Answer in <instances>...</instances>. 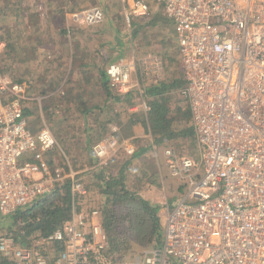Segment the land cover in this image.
<instances>
[{
  "label": "built area",
  "instance_id": "1",
  "mask_svg": "<svg viewBox=\"0 0 264 264\" xmlns=\"http://www.w3.org/2000/svg\"><path fill=\"white\" fill-rule=\"evenodd\" d=\"M152 1L171 19L198 151L194 158L169 144L161 150L168 174L184 185L165 208L161 242L131 260L110 256L98 210H73L26 243L0 233L7 264H264V0ZM121 2L127 25L149 12L147 0ZM105 17L100 6L70 13L80 25ZM134 66L106 65L117 94L131 88ZM25 98L24 86L0 73V221L64 184L73 201L86 193L75 172L48 163L56 139L47 125L29 128ZM141 105L149 110L145 99ZM121 143L115 132L95 142L98 165ZM51 244L59 248L47 254Z\"/></svg>",
  "mask_w": 264,
  "mask_h": 264
},
{
  "label": "rangeland",
  "instance_id": "2",
  "mask_svg": "<svg viewBox=\"0 0 264 264\" xmlns=\"http://www.w3.org/2000/svg\"><path fill=\"white\" fill-rule=\"evenodd\" d=\"M91 1L85 0V4H89ZM103 1L105 2L104 6L112 7L113 11H117L118 8L119 11L122 9L123 5L121 0L112 4V6H110V0ZM147 1L149 3L148 13L153 10L156 11L153 1ZM50 2L51 4H49ZM59 2L60 0H0V73L8 75L13 81H16L14 78L21 79L20 83L24 86L26 96L23 99L26 122L34 134L38 132L42 125H47L52 131L56 139V144L48 151L46 158L51 166L61 167L67 173L71 171L75 172V175L80 178L87 193L79 200L80 204L82 206L84 205L87 209L98 208L99 211H102L101 208L104 205L109 204L108 206L112 210L115 209L118 213L123 211L128 213V217L124 219V223L128 225L127 222L129 219L131 220V214L139 213L140 207H131V205L137 204L130 200L125 204L119 203L115 205L111 201H106V193L103 192V180H98L97 177L102 169L107 177L117 173L122 163L130 157V153L127 154L124 148L132 145V148L128 152H132L131 155H134L137 148L146 146L150 139L147 131L143 127L138 129L140 135L138 137H132L129 141H127L128 139L123 140L119 136H116L123 143L107 159L106 164L103 162L98 165L92 146L101 139H90L87 141L83 128L84 121L92 120L94 116L92 117L91 113H88V115L84 114V111L79 109L78 101L68 102L72 95L67 97V93L71 91H76L73 99H78L80 96H83L84 93L80 92L82 87L87 92L90 91V88L94 89L96 83H98L97 76L91 79V81L90 79L86 81L81 80L79 78L80 76L77 77L75 74L69 73L70 71H75L77 65H73V67L69 65L70 68L68 69L67 58H64H69L66 52H64L63 56H59L56 62L53 63V68H56V71H50L52 67L49 68L50 66H48V50L51 51L52 48H59V45L56 44L57 46L52 47V44H55V40L58 44H63V40L59 38L60 36L53 38L55 37L52 31L53 28H48V5L58 4ZM85 8L88 7L79 8L74 11ZM145 16L132 18L129 25L124 22L123 15L114 24L107 25L101 21L97 23L98 29L94 31L95 36H92V31L83 32L76 30L75 28L81 29L83 26L74 23L69 15L67 27L72 29V33H68L65 30L67 33L65 35L62 34L63 38L66 37L69 40L84 38L89 39L90 42L98 41V43H105L104 40L106 41L108 37L112 41V37H115L120 43H123L121 44L122 49L119 51V58H122V61H134V70L130 75L131 88L128 91H132L135 93L134 95H137V99H135L136 107L130 109L129 105L122 104L118 101L116 103L114 102L116 113L115 115L112 114L118 123L116 122L117 125L111 126L110 133L118 132L121 123L124 127L129 115L146 114L147 110H144L141 105L143 99L146 102L148 100V97L144 95L145 88L150 84L156 83L158 80H163L171 73V70L168 69L170 67H166V57L162 54V48L158 45L160 42L157 40L162 35L166 39L171 37V32L166 27L156 29V27L149 26L145 30H140L137 34L134 33V24L143 23L148 19ZM14 24L16 28L19 27V31L15 33L14 39L15 41L22 40V43L26 44V49H21L18 53L12 55L10 48L7 47V40L5 38L7 35L5 32L11 27L14 29ZM145 44L151 46L148 50L151 52L147 51V53L143 54L142 48L145 47ZM154 44H156V48H159L158 50L154 49ZM49 47L50 49H48ZM91 49L92 47L90 51ZM100 49L103 50L102 47ZM89 54L92 56L94 52L91 51ZM158 60H160V63L157 62ZM173 65L176 68V63H172V68H174ZM178 65L180 66L179 60ZM50 73L52 74L50 78L52 83L48 82V75ZM62 80H65V86L61 87L64 93H60V98L56 95L55 99L52 100L53 106L49 107L51 105L49 104L48 106V95H46L48 93V83L52 88ZM40 89L45 91L43 92ZM3 98L5 97L3 96ZM56 100L58 103H56ZM106 114L108 113L106 112ZM175 143L177 148H175ZM175 143L172 146L176 150L180 149L182 152L194 158L197 155L194 141L184 139ZM161 150L157 147L154 152L152 150L142 152L132 157L131 161L124 168L126 175L124 182L127 189L147 200L150 204L158 205L159 228L150 241L143 239V234L139 237V241H135V239L130 240L128 236L124 237L128 239L130 248L124 250V253H121L123 250L120 252L124 257H118L119 254H116L120 259L131 260L144 250L157 246L159 241L156 240L155 242V237L161 242L165 220V212L162 211L165 210L167 205L170 206L176 203L183 196L184 188L179 180L172 178L168 174L163 157H161ZM150 161L152 163L149 164H152V166H149V170H146L147 163ZM155 176L156 178L154 179ZM137 221L136 215L135 220L132 222L136 224ZM9 222L5 220L0 221V233H9L11 232V228H15L16 224L13 223V220Z\"/></svg>",
  "mask_w": 264,
  "mask_h": 264
},
{
  "label": "trees",
  "instance_id": "3",
  "mask_svg": "<svg viewBox=\"0 0 264 264\" xmlns=\"http://www.w3.org/2000/svg\"><path fill=\"white\" fill-rule=\"evenodd\" d=\"M162 23L172 24L171 19L165 14L162 15L161 13L155 12L143 23L134 24V33L137 34L140 30H145V28L149 26L159 29L162 27ZM13 27L14 29L8 27L9 29L5 32L7 35L5 37L7 40V47L10 48L12 55L18 53L21 49H26V44H23L22 40L15 41L14 35L19 31V27L16 28L15 24ZM170 32L171 37L167 39L162 37L160 39L162 52L166 57V67H171L172 63H176V66L178 65V58L175 56L176 43L174 39L176 37H172V31ZM14 79H16V82H21V79ZM184 84V78L180 73H177L176 75L169 74L163 80H158L156 83L147 86L144 95L148 97L147 103L149 105V110L146 114L139 113L129 115L126 126L123 127L120 124L121 130L130 133L133 127H136V129L143 127L144 130H149L154 135L155 142H159L163 139L171 141L190 139L193 141L195 139V132L193 124H190L191 112L189 102L187 97L180 93ZM106 87L107 92L110 93L109 84ZM134 94V92L129 91L121 95L117 94V97L114 95L112 97L113 102L116 103L118 101L128 105L132 103V100L134 101L137 99V95ZM105 112L108 113V110H105ZM142 151H144V149L140 147L138 153H135L133 156L140 154ZM128 163L129 160L124 161L118 169V172L109 177L105 176L102 169L97 177L98 180H103V192L106 193V201H111L112 204L115 205L119 203L125 204L130 200L137 204L131 205V207H140L139 213L131 214V220L128 218V225L124 223V219L128 217L127 212L123 211L118 213L115 209L112 210V208L108 206L109 204L101 208V224L108 241L107 254L115 257L117 256L116 254H119L118 257H124L120 252L123 250L121 253H124V250L130 248L128 239L124 237L128 236L130 240L135 239V241H139V237L143 234L142 238L150 241L159 228L158 205L150 204L147 200L131 190H128L126 187L124 182L126 177L124 168ZM149 163H152V161L147 163L146 170H149L148 167L152 166V164ZM155 178L156 176L154 179ZM73 204L74 202L69 191V186L65 184L64 186H58L52 192L38 198L32 206L17 210L12 216L5 220L6 222L13 220V223L16 224L15 228H11V232L9 233L14 235L16 240L21 243L29 242L32 237L36 235H46L71 217L74 208ZM136 215L138 221L135 224L132 221L135 220ZM156 240L159 241V239L155 237V242ZM58 248L57 244H51L46 247V252L47 254H51L57 251ZM0 260V264L8 263L6 257L2 254H0Z\"/></svg>",
  "mask_w": 264,
  "mask_h": 264
},
{
  "label": "crops",
  "instance_id": "4",
  "mask_svg": "<svg viewBox=\"0 0 264 264\" xmlns=\"http://www.w3.org/2000/svg\"><path fill=\"white\" fill-rule=\"evenodd\" d=\"M109 2H111L110 6H112V4H114L115 2L117 3L118 0H113V2H112V0H110ZM49 4H51V2ZM95 4H97V5L101 4L100 6L104 9L106 17L103 20V22H105L107 25L112 24V23L114 24V22L119 21V18L121 17V15H123V6H122L121 11H119V8L117 11H113L112 7L104 6L105 2L103 0H92L89 4H85V0H63V1L60 0V2L58 4L54 3L53 5H50V6L48 5V28H50V27L53 28V30L50 29L55 34V37H53V38L60 36L59 37L60 40H63V44L62 43L58 44L57 41L55 40V44H52V47L59 45V48L58 47L55 49L52 48L51 51L48 50V66H50L49 68L52 67V69L50 71H54V70L56 71V68H53V66H54L53 63L56 62V59L59 58V56H63L64 52H66L67 55L69 56V58L68 57H64V58H67L68 69L70 68L69 65H71L72 67H73V65H77V68L75 69V71H70L69 73L75 74V76H77V77L80 76L79 78H81V80L83 79L86 81L88 79H90V81H91V79H94V77H96V76L98 78L97 79L98 83H96L94 89L90 88V91L87 92L82 87L80 92H82L84 94H83V96H80L78 99H73L74 93L76 91H74V92L71 91L70 93H67V97L69 95L70 96L72 95V97L69 98L70 100H68V102L78 101V106L80 107L79 109L84 111V114L88 115V113H91L92 117L94 116L92 120L84 121V124H83L84 133L86 135L87 141H89L90 139L91 140L104 139L106 137V135L108 133H110L111 126L117 125V123H118L117 119L115 117H113V114L115 115V113H116V107H115V103L113 102V98H112L114 95L117 97V92L114 89H112L110 87V85H109V92L110 93L107 92L106 86H108V83H107L108 80H107L106 75H105V67L108 63L114 62V61H117V59H120L119 58L120 57L119 51H121V49H122L121 44H123V43H120V41L115 37H112V41H110L111 39L108 37V39L106 41L104 40L105 43H98V41H95L96 43L94 41L90 42L89 39L87 40L84 38L69 40V39H66V37L63 38L62 34L65 35L67 32L72 33V29H70V27H67L68 26L67 19H68V16L70 15V13L72 11L77 10L79 8L90 7L91 5H95ZM154 7H155L156 11H154V10L150 11V13H148V14H146V16L145 15L144 16L149 18L155 12L161 13L162 15L164 14L162 12L161 7L158 6L156 3H154ZM118 12H120V13L118 14ZM133 18H136V17H133ZM161 25H162V27H166L169 31H172V37L175 38V33L173 30L172 24H163L162 23ZM82 26L83 27H81V29H79V28H75V29L79 30V31H83V32L92 31V36H95L94 31L98 29L97 24L96 25H94V24L93 25H82ZM65 28H67V29H65ZM65 30H67V32ZM126 31H128V30H126ZM162 37L164 38V35L157 38V40H159V42H160V44H158L160 47H161L160 39ZM82 39H84V40H82ZM174 42L176 43L175 56H176V58H178L179 64H180V59H179V54H178V43H177L176 38L174 39ZM144 46L145 47L142 48L143 54L147 53V51L151 48V46H147L146 44ZM91 47H92L91 51L94 52V55H92V56H90V54H89L91 52L90 51ZM100 47H102L103 50L100 49ZM48 49H50V47ZM154 49L155 50L159 49V48H156V44H154ZM148 52H151V51H148ZM74 54H76V55H74ZM162 54H163V52H162ZM120 60H123V59L121 58ZM132 62H134V61H132ZM173 67L174 68H172V67L169 68L171 70L170 74L176 75L177 73H180L183 77L180 66L177 65L175 68V66L173 65ZM76 73H78V74H76ZM51 77H52V74L50 73V75H48V82L52 83V80L50 79ZM64 83H65V80H62L56 86H53L52 88L48 83V91H47L48 93H46V95H48V106H49V104L51 105L49 107L53 106L52 100L55 99L56 95L60 98V93H64L63 89H61V87L65 86ZM41 91L44 92L45 90H41ZM127 92H129V91H127ZM135 102H136L135 100L134 101L132 100V103L128 104L130 109H134L136 107ZM56 103H58L57 100H56ZM105 110H108V114H106ZM127 122L128 121H126L125 124H127ZM190 124L192 125L191 116H190ZM121 125H122V123H121ZM91 134H93V136H91ZM139 135H140V133H139L138 129H136V127H133L131 129L130 133L122 131L121 128L118 132L115 133V136H119L120 139H123V140L128 139L127 141H129L132 137H138ZM147 135H148L150 140L146 146L141 147L142 149H144V151H142V152L150 151V150H152L154 152V150H156L157 147L162 149L164 145L166 146L167 144H169L172 146L173 143L177 142L175 140L171 141V140L162 138L164 141L163 140H161V141H163V142H161V141L157 142L156 141L157 142L156 143L154 141V135L149 130H147ZM194 137H195V133H194ZM193 141L195 142V148H196V153H197L195 158H197L198 157V151H197L196 138ZM152 143L156 145L155 149H152V146H151ZM174 145H175V148H177L176 143ZM172 147H174V146H172ZM131 148H132V145L131 146L128 145V147L124 148V149H126L127 154L130 153V155H129L130 157L127 159L129 161H131L132 157H135V156L131 155L132 152H128ZM138 149L139 148H137L135 153H138ZM176 151L179 153L186 154L185 152H182L180 149H177ZM161 157H162V155H161ZM181 185H182V183H181ZM182 186L184 188V185H182ZM86 194L87 193H85V195ZM85 195H80V196L77 195V197L74 198L75 208H73V210H75V211H79V210L90 211L91 209H97L98 210V208L87 209L86 207H84V205L82 206L80 204L79 200L82 197H84ZM161 211H162V209H161ZM98 212H99V216H100V220H101L102 211L98 210ZM162 212H165V210H163Z\"/></svg>",
  "mask_w": 264,
  "mask_h": 264
}]
</instances>
